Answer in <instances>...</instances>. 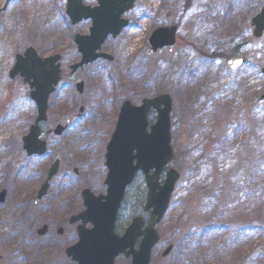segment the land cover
I'll list each match as a JSON object with an SVG mask.
<instances>
[{
  "label": "rangeland",
  "instance_id": "374dc122",
  "mask_svg": "<svg viewBox=\"0 0 264 264\" xmlns=\"http://www.w3.org/2000/svg\"><path fill=\"white\" fill-rule=\"evenodd\" d=\"M66 6L67 0H0V194L6 191L0 215L24 229L7 242L1 234L15 226L0 231V264H75L66 255L78 242L69 220L85 210V189L106 194V148L123 103L140 106L162 94L173 100L171 167L180 179L157 226L161 239L150 264H264V35L256 39L252 26L264 0H137L125 16L129 27L103 46L113 60L73 76L70 67L81 60L74 36L89 34L91 22L72 26ZM166 26L178 28L176 48L148 57L151 35ZM29 46L41 57L62 58V82L43 129L74 117L63 136L49 140L47 155L34 159L22 139L36 107L29 87L10 78L16 54ZM233 59L245 65L233 71L227 65ZM156 119L152 111L150 126ZM57 158L60 172L36 204ZM147 194L140 173L127 190L119 233L137 216L147 225ZM44 226L49 231L41 237Z\"/></svg>",
  "mask_w": 264,
  "mask_h": 264
},
{
  "label": "water",
  "instance_id": "95a60500",
  "mask_svg": "<svg viewBox=\"0 0 264 264\" xmlns=\"http://www.w3.org/2000/svg\"><path fill=\"white\" fill-rule=\"evenodd\" d=\"M10 1V0H8ZM95 7L87 6L83 0H67L66 15L72 26L90 21L89 35H76L74 43L81 56L80 63L71 66V74H76L85 66L99 60L111 62L113 58L102 52V47L109 39L118 38L129 27L124 19L133 10L137 0H92ZM254 37L264 35V8L253 18ZM178 28L161 27L150 37L148 57L169 49L171 52L177 44ZM61 57L59 55L42 58L34 48L26 51L24 56L16 58L11 71V79L19 77L30 89V100L35 104L37 116L29 133L22 140V148L28 158L45 157L51 136L61 137L71 125H58L46 133L42 125L48 122L50 99L62 80ZM228 68L235 71L245 65L241 59L228 62ZM264 75V70L262 71ZM84 83L76 86L80 96L84 93ZM264 103V92L261 97ZM173 100L167 94L143 100L140 106L130 101L123 103L118 116L115 131L106 148L105 166L108 170L105 195L95 196L90 190L82 193L85 210L70 220L77 225L78 242L66 250V255L75 264H115L120 256L131 258V264H150L152 252L160 242L157 226L167 214L179 173L171 167L174 150L171 136V113ZM85 107L80 108L81 117ZM157 114L156 123L150 126L149 114ZM61 158H57L49 169L47 178L41 187L35 203L38 204L48 194L50 183L60 172ZM166 171V173H165ZM142 173L148 189L145 212H150L147 226L142 217L134 218L123 234L116 233V223L128 188ZM165 179L161 183L163 174ZM6 197V191L0 194V202ZM91 226V228H88ZM48 233L44 226L38 231L43 237ZM63 234V229L58 230ZM141 240L138 248L136 243ZM170 246L163 257L172 252Z\"/></svg>",
  "mask_w": 264,
  "mask_h": 264
},
{
  "label": "flooded vegetation",
  "instance_id": "af4514ba",
  "mask_svg": "<svg viewBox=\"0 0 264 264\" xmlns=\"http://www.w3.org/2000/svg\"><path fill=\"white\" fill-rule=\"evenodd\" d=\"M11 1V0H10ZM10 1H8L7 0V2H10ZM89 1H92V0H89ZM95 2V1H94ZM83 3H84V1H83ZM96 3V2H95ZM85 4V3H84ZM86 5V4H85ZM96 5H97V3H96ZM95 5V6H96ZM87 6H89V5H87ZM94 6V7H95ZM90 7H92V6H90ZM71 24V23H70ZM90 31V30H89ZM78 35V34H77ZM81 35V34H80ZM87 35H89V34H87ZM76 36V35H75ZM75 36H74V38H75ZM110 39V38H109ZM112 39V38H111ZM108 41V40H107ZM106 41V42H107ZM106 42H105V44H106ZM75 44V43H74ZM104 44V45H105ZM103 45V46H104ZM30 48H33L32 46H29V47H27L22 53H20V54H16V56H15V63H14V66H15V64H16V58L18 57V56H24V54L26 53V51L28 50V49H30ZM35 49V48H34ZM102 49H103V47H102ZM36 50V49H35ZM78 51V50H77ZM148 51V50H147ZM103 52V51H102ZM38 53V52H37ZM104 53V52H103ZM39 54V53H38ZM106 54V53H105ZM40 56V55H39ZM55 56V55H54ZM60 56V55H59ZM41 57V56H40ZM61 57V56H60ZM42 58H47V57H42ZM61 61H62V58H61ZM61 61H60V64H61ZM81 61V60H80ZM80 63V62H79ZM74 65H76V64H74ZM14 66H13V68H14ZM73 66V65H72ZM86 67V66H85ZM12 68V69H13ZM71 68V67H70ZM12 71V70H11ZM61 71H62V65H61ZM71 71V70H70ZM10 74H11V72H10ZM72 75V74H71ZM75 75V74H74ZM61 76H62V78H63V74H61ZM73 76V75H72ZM10 78H11V76H10ZM17 78V77H16ZM15 78V79H16ZM19 78V77H18ZM15 79H12V80H15ZM19 79H21V78H19ZM22 81H23V79H21ZM61 82H62V80H61ZM24 83V82H23ZM79 83H82V82H78L77 84H79ZM61 84V83H60ZM59 84V85H60ZM77 84H76V86H77ZM85 86V85H84ZM59 87V86H58ZM58 87H57V89H58ZM57 89H56V91H57ZM30 90V89H29ZM56 91H55V93L52 95V97H51V99L53 98V96L56 94ZM76 91H77V89H76ZM84 91H85V87H84ZM78 93V92H77ZM79 95V94H78ZM83 95H84V93H83ZM82 95V96H83ZM80 96V95H79ZM29 97H30V92H29ZM51 99H50V109H51ZM83 107V106H82ZM85 107V106H84ZM50 109H49V113H50ZM79 112H80V110H79ZM77 118H81V117H78L77 116ZM73 119H74V117L72 116L71 118H69L68 120H71V124H72V121H73ZM46 125V124H45ZM45 125H43V126H41L42 127V131H43V133H46L47 131H49L50 129H53V128H47V129H43V127L45 126ZM71 126V125H70ZM70 128V127H69ZM68 128V129H69ZM52 138V136L50 137V139ZM49 139V140H50ZM48 143H49V141H48ZM106 156V155H105ZM106 180V179H105ZM104 184H105V182H104ZM85 190H89V189H85ZM91 191V190H90ZM92 192V191H91ZM83 193V192H82ZM93 193V192H92ZM83 199V198H82ZM80 213H82V212H80ZM79 213V214H80ZM79 214H77V215H79ZM120 214V213H119ZM77 215H75V216H77ZM74 217V216H73ZM137 217H139V216H137ZM137 217H135V218H137ZM71 219H72V217H71ZM70 219V220H71ZM70 220H69V224H70ZM118 225H119V216H118V220H117V223H116V233H117V235H119L120 237L121 236H123V234L125 233V231L123 232V234H121V233H119V228H118ZM70 226H72V227H75V230H76V233H77V225H71L70 224ZM129 226V225H128ZM48 231H49V228H48ZM57 234H58V231H57ZM59 235V234H58ZM64 235V229H63V234L62 235H59V236H63ZM77 235H78V233H77ZM78 240H79V237H78ZM140 241L141 240H138L137 241V243H136V249L138 248V246H139V243H140ZM124 261L126 264H131V262H132V260H131V258H126L125 256H120L119 258H117V260L115 261V264H119V261Z\"/></svg>",
  "mask_w": 264,
  "mask_h": 264
},
{
  "label": "bare ground",
  "instance_id": "6f19581e",
  "mask_svg": "<svg viewBox=\"0 0 264 264\" xmlns=\"http://www.w3.org/2000/svg\"><path fill=\"white\" fill-rule=\"evenodd\" d=\"M12 225L15 226L14 229L4 231L5 228L13 227ZM0 231H2V232L4 231L3 235L1 234V237L4 238V242H7L12 235H16V237L21 236L24 229H23L22 224H18L17 222L12 224L11 223V216L4 219V217L0 215Z\"/></svg>",
  "mask_w": 264,
  "mask_h": 264
},
{
  "label": "trees",
  "instance_id": "16d2710c",
  "mask_svg": "<svg viewBox=\"0 0 264 264\" xmlns=\"http://www.w3.org/2000/svg\"><path fill=\"white\" fill-rule=\"evenodd\" d=\"M32 159H34V158H32Z\"/></svg>",
  "mask_w": 264,
  "mask_h": 264
}]
</instances>
